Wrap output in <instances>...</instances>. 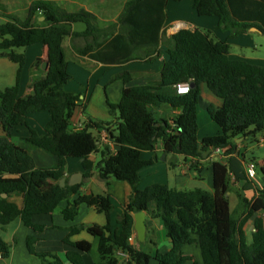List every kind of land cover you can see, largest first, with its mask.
Returning a JSON list of instances; mask_svg holds the SVG:
<instances>
[{"label": "trees", "instance_id": "trees-1", "mask_svg": "<svg viewBox=\"0 0 264 264\" xmlns=\"http://www.w3.org/2000/svg\"><path fill=\"white\" fill-rule=\"evenodd\" d=\"M179 1V0H175ZM167 0H129L117 23L101 28L97 15L81 9L68 12L58 2L35 0L24 20L8 13L0 5V57H7L18 65L16 83L0 90V227L5 228L17 219L41 235L44 225L35 223V217L51 215L65 200H70L80 186L62 187L68 159H81L86 171L96 170L111 190V180L127 183L133 193L126 209L113 230L111 215L114 204L109 194L81 195L62 210L67 221H73L81 205L95 208L108 218L106 226L76 225L67 228L64 242L71 246L68 264H85L84 256L92 252L88 241H71V237L86 230L98 241L99 264H120L119 252L128 254L129 264H150L151 255L133 247L129 240L134 233V215L148 211L154 203L153 217H160L172 242V249L157 253L159 264H187L190 257L183 247L198 238L203 264H264V225L255 220L250 244L246 241L244 225L257 212H264V188L248 201L240 198L244 212L231 211L226 193L228 168L214 164L213 191L194 189L179 191L164 184H153L140 189V171L153 165L145 161L144 152H154L158 140L173 159L177 156L198 158L202 152L226 149L235 139L264 131V66L232 60L230 46L217 40L211 31H179L162 41L166 21ZM194 9L200 16H216L219 28L238 35L250 28L264 34V0H194ZM38 17H44L40 23ZM85 25L83 32H74L73 25ZM42 24L47 26L43 27ZM82 38L87 42L81 55L108 65H123L136 59L135 52L146 48L147 54L158 52L162 42L167 46V61L161 67V80L147 85H132L133 75L119 76L124 88L118 104L108 102L111 122L90 121L83 130L74 131L71 119L80 103L79 95L65 89L71 80L63 48L68 38ZM36 42L47 48L48 69L45 77L33 84V94L20 95L21 76L26 63L24 49ZM188 84L190 91L178 95L177 87ZM201 85L223 101L221 108L207 107V112L221 129V134L199 140L198 107ZM177 109L171 122L160 118L158 111ZM48 111L51 115L44 134H39L27 121L33 113ZM158 124V125H157ZM115 127L118 145L116 153L110 146L100 149L95 131ZM27 128L29 136L16 145L11 136L18 129ZM42 149L54 159L52 168H39L30 153ZM101 153V160H90ZM171 167L175 161H171ZM264 175V165L261 168ZM24 196L19 208L9 201L12 194ZM7 195V197H3ZM38 238H28V249L36 254ZM3 259L11 254L10 246L0 238ZM43 264H65L56 255H40Z\"/></svg>", "mask_w": 264, "mask_h": 264}, {"label": "crops", "instance_id": "crops-1", "mask_svg": "<svg viewBox=\"0 0 264 264\" xmlns=\"http://www.w3.org/2000/svg\"><path fill=\"white\" fill-rule=\"evenodd\" d=\"M33 1L35 0L28 3L24 19ZM51 1L58 2L68 12H78L84 9L94 13L99 19L101 28H107L111 24L117 23L125 4L129 0H67L68 8L63 6L62 0ZM24 4L27 3L24 2ZM0 5L7 8L9 14L14 15L6 3L2 2ZM43 18L38 17V21L43 23ZM0 21H2L1 18ZM78 24L82 23L74 24L73 31L83 32L85 26L83 30L78 29ZM41 26L45 27L47 25L42 24ZM183 30L191 32L196 30L211 31L217 40L229 44L230 59L264 66V34L260 29L254 27L244 33L233 35L230 31H223L219 28V19L216 16H200L194 9V0H167L162 41ZM87 42L89 41L82 38L68 37L63 43L66 60L70 59L67 63L68 72L71 75V80L65 88L68 93L80 97V103L71 119V128L74 131L83 130L91 120L95 122L113 121L108 102L118 104L122 98L124 84L119 78L121 74L128 72L133 75L132 85L141 86L147 85L149 82H158L161 80V67L168 59L167 46L162 42L158 48L160 56L158 53L148 55L146 48H140L134 54L135 60L123 65H108L81 55L80 50L85 48ZM21 54H25L26 63L21 76L20 95L27 98L33 94V84L45 77L47 70H44L42 65L47 61V48L42 43L36 42L24 48ZM2 59L9 60L7 57H0V60ZM0 64L3 66V63ZM15 65L16 67L12 65L13 68L4 65L7 73L1 77L0 82L6 83L5 88L12 87L16 83L18 65ZM72 83L74 85H71ZM209 105L221 108L223 101L211 93L206 85H201V102L198 109H201L202 116L208 115V118H210L207 112ZM178 113L179 110H170L169 108L158 111L160 118L168 119L170 122ZM50 119L51 115L48 111L27 116V121L39 134H44L45 126ZM203 126H207L211 134L202 137L198 135L200 141L205 137L221 134L220 127L211 118L204 117ZM94 134L99 138L101 150L105 146H110L114 153L117 152L115 127H110V130L95 131ZM3 136L4 133L0 130V137ZM28 136V129L20 128L11 136V139L16 145H22V138ZM30 153L37 167L52 168L54 166L53 157L42 149H31ZM142 158L145 161L154 160V164L140 171V189H145L153 184H164L179 191L194 189L213 191L214 164L225 166L229 170L226 196L231 211L238 209L244 212V207L240 204V198L252 201L258 195L259 190L264 188V175L261 172L264 165V131L237 138L231 147L222 149L220 152L214 150L202 152L198 158L177 156L173 159L171 155L165 153L162 140H158L156 150L154 152H144ZM90 160L94 163L99 162L101 153L93 154ZM173 160L175 166L171 167L170 163ZM251 166L254 167V176L252 177L250 176ZM78 175H82V178H90V182H81L75 185L80 186V188L70 200L63 201L53 214L35 217L36 224L46 227L43 234H36L32 229L26 227L20 219L15 220L5 228L0 227V238L11 248L10 256L6 259H0V264H43L40 256L43 254L56 255L61 261L68 264L67 253L72 251V248L64 242L68 235L67 228L76 225L106 226L108 223V218L104 213H100L95 208H90L85 204L80 206L79 214L75 220H65L62 210L81 195L109 194L115 207L111 215L112 227L113 230H119L120 225L117 219L124 213L128 198L133 193L131 187L127 183L111 180L112 189L107 190L106 183L100 179L96 170L86 171L81 159H68L65 174L66 184L68 185V182ZM207 181L208 185L206 186ZM9 201L19 208L24 206V196L20 193L12 194ZM155 209L156 205L151 203L148 211L142 212L143 217H137L138 214L134 215V233L129 240L133 247L151 255L150 264L157 263L154 259L157 253L166 254L173 247L163 221L159 216L153 217ZM256 219H260L264 225V212L255 213L244 225L243 230L248 244L252 241ZM164 232L166 235H164ZM29 237L38 238L34 246L36 254H31L28 249ZM192 240L193 243L184 246L182 250L185 256L191 258L187 264H203L198 238L193 236ZM71 241H88L92 243L93 248L96 243L98 246V241L86 230L71 237ZM118 257L120 264H129L126 257L120 255ZM84 259L85 264L100 263L99 254L95 256L92 252L84 256Z\"/></svg>", "mask_w": 264, "mask_h": 264}, {"label": "rangeland", "instance_id": "rangeland-1", "mask_svg": "<svg viewBox=\"0 0 264 264\" xmlns=\"http://www.w3.org/2000/svg\"><path fill=\"white\" fill-rule=\"evenodd\" d=\"M31 0H1L0 1V3H2V2H4V3H6L7 4V6L9 7V10L15 15V16H17L18 18H21V19H24V17H25V12H26V8L28 7V3L30 2ZM63 1V6L64 7H66V8H68V2H67V0H62ZM24 2L25 3H27L26 5L24 4ZM79 28L78 29H84V24H78L77 25ZM24 49H16L15 51L17 52V53H22V51H23ZM68 58V57H67ZM68 60H70L69 58H68ZM67 60V61H68ZM72 62H74V61H72ZM0 63H3V66L0 64V80L2 79L1 77L5 74V73H7V70H5L4 68H5V66L4 65H8L9 67H11V68H13V66L12 65H14V67H16V65L15 64H12L9 60H5V59H2V60H0ZM71 85H74L73 83L71 84ZM6 87V83L4 84L2 81L0 82V89L2 90V89H4ZM66 89V88H65ZM198 111H199V125H200V132H199V136L200 137H202V136H206V135H209V134H211L210 132L211 131H209V129H208V127L207 126H203V118L204 117H206L207 119H210V118H208V115L207 116H202L201 115V109H198ZM151 166V165H150ZM147 167H149V166H147ZM205 185L207 186L208 185V181L205 183ZM164 235H166L165 234V232H164ZM92 254L93 255H95V256H98V246H97V243L94 245V248L92 249ZM100 257V256H99ZM156 264H159L158 262L156 263Z\"/></svg>", "mask_w": 264, "mask_h": 264}, {"label": "water", "instance_id": "water-1", "mask_svg": "<svg viewBox=\"0 0 264 264\" xmlns=\"http://www.w3.org/2000/svg\"><path fill=\"white\" fill-rule=\"evenodd\" d=\"M43 20H44V18H43ZM42 68L44 69V70H47L48 69V62L46 61V62H44L43 63V65H42ZM158 125V124H157ZM97 145H99V142H97ZM81 182H90V178H82V175H78L77 177H75L72 181H70V182H68V186H75V185H77V184H80ZM60 185L62 186V187H64L65 185H66V179L65 178H63L62 180H61V182H60ZM3 197H7V195H3ZM137 217H143V213H139L138 214V216Z\"/></svg>", "mask_w": 264, "mask_h": 264}, {"label": "built area", "instance_id": "built-area-1", "mask_svg": "<svg viewBox=\"0 0 264 264\" xmlns=\"http://www.w3.org/2000/svg\"><path fill=\"white\" fill-rule=\"evenodd\" d=\"M190 91V86L188 84H181L177 87V94L178 95H186L188 94ZM222 149H214V151L220 152ZM250 176H254V167L251 166L250 168ZM118 255L126 257L129 260V256L128 254L124 253V252H119ZM2 254L0 253V259H2Z\"/></svg>", "mask_w": 264, "mask_h": 264}]
</instances>
